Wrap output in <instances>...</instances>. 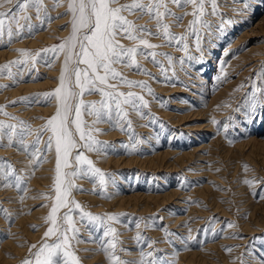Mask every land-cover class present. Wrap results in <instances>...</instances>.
Here are the masks:
<instances>
[{
	"label": "rangeland",
	"instance_id": "obj_1",
	"mask_svg": "<svg viewBox=\"0 0 264 264\" xmlns=\"http://www.w3.org/2000/svg\"><path fill=\"white\" fill-rule=\"evenodd\" d=\"M0 54L13 264H264V0H0Z\"/></svg>",
	"mask_w": 264,
	"mask_h": 264
},
{
	"label": "bare ground",
	"instance_id": "obj_2",
	"mask_svg": "<svg viewBox=\"0 0 264 264\" xmlns=\"http://www.w3.org/2000/svg\"><path fill=\"white\" fill-rule=\"evenodd\" d=\"M77 35V34H76ZM36 39H42V40H45V39H49V37L47 36V34H40V35H38V37H36ZM35 43H37V42H35ZM2 53V52H1ZM6 53V52H5ZM4 52H3V54H5ZM1 55V54H0ZM256 59H254L253 61H255ZM247 63V62H246ZM229 67V66H228ZM224 68V67H223ZM227 68V67H226ZM52 72V71H51ZM51 74V73H50ZM25 84V83H24ZM43 84V83H42ZM29 85V84H28ZM37 85V84H36ZM36 85H34V84H32V85H29V86H27V88L28 87H32V86H36ZM25 88H26V85H25ZM35 109V108H34ZM40 109V108H39ZM172 117V116H171ZM150 137V136H149ZM241 147V146H240ZM51 151V150H50ZM192 153V152H191ZM50 155V154H49ZM52 156V155H51ZM50 156V157H51ZM183 156H184V154H183ZM183 158V157H182ZM154 159H156V158H154ZM153 159V160H154ZM26 160V159H25ZM46 160V159H45ZM46 161H48V162H46V164L44 165L45 167H44V169L42 168V172H44V175L45 174H47L46 172H48L50 169L48 168V166L50 165V163H53V158L51 157V159L50 158H48ZM26 162L24 161V164H25ZM27 164V163H26ZM29 164V163H28ZM49 164V165H48ZM128 164V163H127ZM123 167V166H122ZM162 168V167H161ZM43 175V176H44ZM224 179V178H223ZM49 180V178L47 177V178H41V179H35L34 180V184H37V186H40L41 185V183H42V181L44 182V181H48ZM46 183V182H45ZM43 184V183H42ZM36 187V186H35ZM207 187V186H206ZM117 189V188H116ZM206 190V189H205ZM205 190H202V191H205ZM117 191V190H116ZM116 193V192H115ZM114 193V194H115ZM174 193V192H173ZM172 193V194H173ZM210 193H211V191H210ZM134 195V194H133ZM141 195V194H140ZM139 195V196H140ZM223 195V194H222ZM32 196H34V195H30V198H28V199H32ZM115 196H117V197H115ZM132 196V195H131ZM135 196V195H134ZM138 196V195H137ZM114 197H115V199L117 198V202H119L120 203V205L121 204H123L124 203V201L126 200V197H120V198H118L119 196L118 195H114ZM128 197H130V196H128ZM154 197V196H153ZM156 197V196H155ZM152 198V197H151ZM151 198H148L149 200L151 199ZM143 199V198H142ZM154 199V198H153ZM155 200V199H154ZM8 202V201H7ZM140 203V202H139ZM157 204H159L158 202H157ZM149 206H151V205H149ZM148 206V207H149ZM12 208L15 210L14 211V213L15 212H18V206H12ZM134 208H136V207H134ZM133 208V209H134ZM170 217H171V215H170ZM15 218L17 219V221H16V223H15V225H14V227L12 228V229H10V231H8V230H6V231H8V232H11V234H12V237L11 238H9V240L7 241V242H3V244H1V250H0V261H2L3 263H5V264H13L15 261H16V257L18 256V254L19 253H22V250H23V247L25 246V244H23L24 243V237H25V234H26V232H27V227H25L26 226V224L27 223H29V222H31V221H29V220H36L37 218L36 217H34L33 215H27L26 217H25V215H22V216H15ZM8 219V218H7ZM175 221H173L172 223L173 224H175V223H178V220H176V219H174ZM27 226H28V224H27ZM175 226V225H174ZM29 231V230H28ZM128 235V234H127ZM11 236V235H10ZM130 238V237H129ZM2 242V241H1ZM22 249V250H21ZM133 251V250H132ZM131 251V252H132ZM135 253V252H134ZM137 253V252H136ZM136 253H135V255H136ZM132 254V253H131ZM138 254V253H137ZM98 255V254H97ZM132 256V255H131ZM135 257V256H134ZM95 258V257H94ZM133 258V257H132ZM131 258V259H132ZM111 259V258H110ZM133 259H135V258H133ZM206 259V258H205ZM138 260H140V258L138 259ZM109 262H110V260H108ZM104 262V261H103ZM133 262H135V260H133ZM136 263H139V262H136ZM141 263V262H140ZM101 264H104V263H101ZM135 264V263H134Z\"/></svg>",
	"mask_w": 264,
	"mask_h": 264
}]
</instances>
